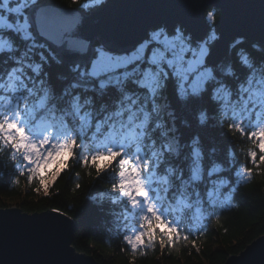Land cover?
Instances as JSON below:
<instances>
[{
	"label": "snow or ice",
	"instance_id": "snow-or-ice-1",
	"mask_svg": "<svg viewBox=\"0 0 264 264\" xmlns=\"http://www.w3.org/2000/svg\"><path fill=\"white\" fill-rule=\"evenodd\" d=\"M114 3L0 0V163L17 170L18 182L46 177L48 191L77 158L96 175L111 171L108 191L94 198L119 206L126 197L128 215L117 216L125 225L144 206L123 236L135 258L157 243L195 245L190 235L205 213L230 205L234 185L251 179L248 163L264 167V55L255 54L264 48L246 50L236 38L264 41V0L258 29L242 12L221 25L212 3L147 19L151 4L126 0L123 11L93 18ZM193 6L201 7L196 21L186 14ZM54 67L64 71L54 76ZM224 128L251 144L235 181L238 144L223 154L215 146Z\"/></svg>",
	"mask_w": 264,
	"mask_h": 264
},
{
	"label": "trees",
	"instance_id": "trees-1",
	"mask_svg": "<svg viewBox=\"0 0 264 264\" xmlns=\"http://www.w3.org/2000/svg\"><path fill=\"white\" fill-rule=\"evenodd\" d=\"M240 40L244 41L241 47L246 50L251 51L253 45L264 48V43L259 41ZM255 54L264 55V52ZM52 71L55 76L64 70L54 67ZM214 136L220 154L231 151V147L238 144L226 128L215 132ZM249 147L251 144L247 140L237 145L229 165V175L234 181L238 179L240 169L243 170V152ZM6 157L7 153L3 159ZM248 166L254 168L252 177L247 183L241 181L234 185L237 191L233 193L231 204L217 205L211 213H205L199 232L193 228L190 240H195V245L180 241L174 247L161 248L157 243L138 251L135 258L130 247L123 242V236L132 234L137 227L135 222L144 206L132 209L127 225L123 219L117 221L120 213L128 215L131 206L127 204V198L121 194L119 206L94 198L108 191L113 179L111 171L96 175L93 169L81 166L78 158L49 191L43 188L46 177H40L39 183L31 176L27 179L20 177L18 182L17 170L0 163V209L14 206L28 214L54 209L67 212L75 226L71 243L74 250L91 256L96 264H222L228 256L238 254L264 233V167L256 168L250 162ZM77 172L80 175H76ZM149 190L161 214L175 222V217L168 215L166 205L155 193L154 186L149 185ZM181 226L188 230L187 225Z\"/></svg>",
	"mask_w": 264,
	"mask_h": 264
},
{
	"label": "water",
	"instance_id": "water-1",
	"mask_svg": "<svg viewBox=\"0 0 264 264\" xmlns=\"http://www.w3.org/2000/svg\"><path fill=\"white\" fill-rule=\"evenodd\" d=\"M126 0H115L113 7L103 13H94L93 18L123 11ZM151 4L145 9L147 19H159L177 15L180 5L212 3L217 6L220 24L224 25L241 12L259 27L262 14L257 6L259 0H140ZM207 11V10H206ZM180 15L185 14L183 11ZM186 14L196 21L200 19L201 7L193 6ZM236 38L259 41L249 32L238 33ZM221 44L227 49L228 42ZM63 212L48 210L28 214L18 207L0 209V261L3 264H96L88 255L76 252L72 246L74 222ZM222 264H264V233L253 239L238 254L230 255Z\"/></svg>",
	"mask_w": 264,
	"mask_h": 264
},
{
	"label": "rangeland",
	"instance_id": "rangeland-1",
	"mask_svg": "<svg viewBox=\"0 0 264 264\" xmlns=\"http://www.w3.org/2000/svg\"><path fill=\"white\" fill-rule=\"evenodd\" d=\"M45 183H46V180H44V183H43V188H45V187H44ZM45 189H46V188H45ZM138 195H139V193H138ZM138 208H139V207H138Z\"/></svg>",
	"mask_w": 264,
	"mask_h": 264
},
{
	"label": "bare ground",
	"instance_id": "bare-ground-1",
	"mask_svg": "<svg viewBox=\"0 0 264 264\" xmlns=\"http://www.w3.org/2000/svg\"><path fill=\"white\" fill-rule=\"evenodd\" d=\"M238 39H242V38H238ZM157 209H158V207H157ZM159 210V209H158ZM144 211H145V209H144Z\"/></svg>",
	"mask_w": 264,
	"mask_h": 264
}]
</instances>
